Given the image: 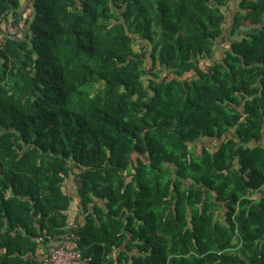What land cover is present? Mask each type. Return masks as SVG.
Instances as JSON below:
<instances>
[{"label":"trees","instance_id":"trees-1","mask_svg":"<svg viewBox=\"0 0 264 264\" xmlns=\"http://www.w3.org/2000/svg\"><path fill=\"white\" fill-rule=\"evenodd\" d=\"M24 1L0 0V264H264V0Z\"/></svg>","mask_w":264,"mask_h":264},{"label":"rangeland","instance_id":"rangeland-1","mask_svg":"<svg viewBox=\"0 0 264 264\" xmlns=\"http://www.w3.org/2000/svg\"><path fill=\"white\" fill-rule=\"evenodd\" d=\"M238 3H239V0H231L230 4L228 6L229 12L227 13L228 23H230L232 16L234 14V11L238 7ZM25 4H27V0H25L23 3V5L26 7ZM31 11H33V10L31 9ZM23 24L24 23L22 22V27L25 28V26H23ZM0 28L2 29V31L6 30V31H9L10 33H15V32L18 33L19 32L18 27L12 23L1 24ZM2 31H1V33H2ZM138 46H141V47L143 46L144 48H146V44L143 42H141L140 45H138ZM151 66H152V63L147 64L148 68ZM162 73H164V71ZM164 74L166 75V74H168V72H166ZM148 77H150V76H148ZM68 186L71 187L72 185L70 183H68ZM73 187H74V185H73ZM68 255H69L68 250H66L64 248H57V249L51 250V259H52L54 264H70V260L68 258Z\"/></svg>","mask_w":264,"mask_h":264},{"label":"built area","instance_id":"built-area-1","mask_svg":"<svg viewBox=\"0 0 264 264\" xmlns=\"http://www.w3.org/2000/svg\"><path fill=\"white\" fill-rule=\"evenodd\" d=\"M7 32L10 33L9 31H7ZM16 33H17V32H15V33H10V34H16ZM62 244H63V245L59 246L58 248H64V249L68 250V252H69L68 258H69V260H70V264H75L76 261L80 259V257H81V253H80L79 251H75V250H69V249H67V248H66V247H67V246H66V245H67L66 241H64V243H62ZM54 249H57V248H52V249H50V257H51V250H54ZM50 261L52 262V264H54L51 258H50Z\"/></svg>","mask_w":264,"mask_h":264},{"label":"crops","instance_id":"crops-1","mask_svg":"<svg viewBox=\"0 0 264 264\" xmlns=\"http://www.w3.org/2000/svg\"><path fill=\"white\" fill-rule=\"evenodd\" d=\"M72 214H74V211H72Z\"/></svg>","mask_w":264,"mask_h":264},{"label":"clouds","instance_id":"clouds-1","mask_svg":"<svg viewBox=\"0 0 264 264\" xmlns=\"http://www.w3.org/2000/svg\"><path fill=\"white\" fill-rule=\"evenodd\" d=\"M8 33V32H7ZM8 34H10V33H8Z\"/></svg>","mask_w":264,"mask_h":264}]
</instances>
